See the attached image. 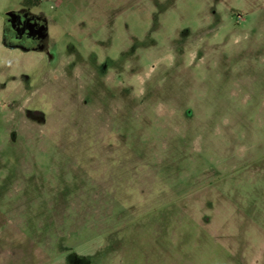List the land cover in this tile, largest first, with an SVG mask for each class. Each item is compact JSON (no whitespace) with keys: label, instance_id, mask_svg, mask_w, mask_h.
Here are the masks:
<instances>
[{"label":"rangeland","instance_id":"374dc122","mask_svg":"<svg viewBox=\"0 0 264 264\" xmlns=\"http://www.w3.org/2000/svg\"><path fill=\"white\" fill-rule=\"evenodd\" d=\"M0 264H264V0H0Z\"/></svg>","mask_w":264,"mask_h":264},{"label":"flooded vegetation","instance_id":"af4514ba","mask_svg":"<svg viewBox=\"0 0 264 264\" xmlns=\"http://www.w3.org/2000/svg\"><path fill=\"white\" fill-rule=\"evenodd\" d=\"M13 13L15 14L11 18H3L2 41L6 47L24 53L31 50L46 52L48 49L45 48L47 42L44 17L31 12L25 5ZM46 57L51 63L53 62L52 55L46 54Z\"/></svg>","mask_w":264,"mask_h":264},{"label":"water","instance_id":"95a60500","mask_svg":"<svg viewBox=\"0 0 264 264\" xmlns=\"http://www.w3.org/2000/svg\"><path fill=\"white\" fill-rule=\"evenodd\" d=\"M14 14H15V13H13V12H9V11H7V12L3 13L2 17H3V18H6V17L11 18Z\"/></svg>","mask_w":264,"mask_h":264}]
</instances>
